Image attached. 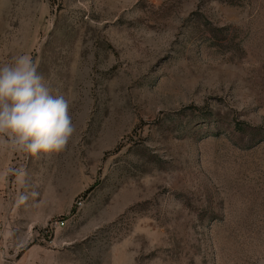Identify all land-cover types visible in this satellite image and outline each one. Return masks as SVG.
I'll return each mask as SVG.
<instances>
[{"label": "rangeland", "instance_id": "obj_1", "mask_svg": "<svg viewBox=\"0 0 264 264\" xmlns=\"http://www.w3.org/2000/svg\"><path fill=\"white\" fill-rule=\"evenodd\" d=\"M25 54L75 133L0 147V264H264V0H0Z\"/></svg>", "mask_w": 264, "mask_h": 264}, {"label": "clouds", "instance_id": "obj_2", "mask_svg": "<svg viewBox=\"0 0 264 264\" xmlns=\"http://www.w3.org/2000/svg\"><path fill=\"white\" fill-rule=\"evenodd\" d=\"M74 133L68 101L52 94L30 55L0 65V147L59 154Z\"/></svg>", "mask_w": 264, "mask_h": 264}, {"label": "built area", "instance_id": "obj_3", "mask_svg": "<svg viewBox=\"0 0 264 264\" xmlns=\"http://www.w3.org/2000/svg\"><path fill=\"white\" fill-rule=\"evenodd\" d=\"M0 233H1V227H0Z\"/></svg>", "mask_w": 264, "mask_h": 264}]
</instances>
